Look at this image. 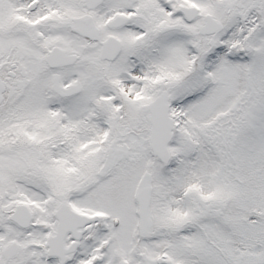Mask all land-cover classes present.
Segmentation results:
<instances>
[{"label":"snow or ice","instance_id":"obj_1","mask_svg":"<svg viewBox=\"0 0 264 264\" xmlns=\"http://www.w3.org/2000/svg\"><path fill=\"white\" fill-rule=\"evenodd\" d=\"M0 264H264V0H0Z\"/></svg>","mask_w":264,"mask_h":264}]
</instances>
